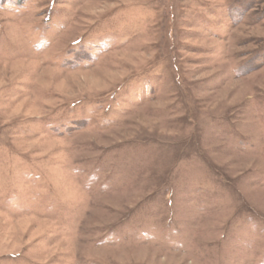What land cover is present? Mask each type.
I'll list each match as a JSON object with an SVG mask.
<instances>
[{"label": "rangeland", "instance_id": "1", "mask_svg": "<svg viewBox=\"0 0 264 264\" xmlns=\"http://www.w3.org/2000/svg\"><path fill=\"white\" fill-rule=\"evenodd\" d=\"M0 264H264V0H0Z\"/></svg>", "mask_w": 264, "mask_h": 264}]
</instances>
